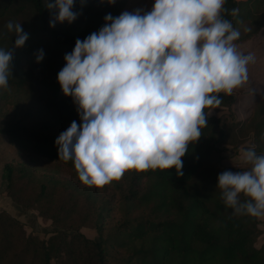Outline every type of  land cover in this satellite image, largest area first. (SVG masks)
Returning <instances> with one entry per match:
<instances>
[{
    "label": "trees",
    "instance_id": "trees-1",
    "mask_svg": "<svg viewBox=\"0 0 264 264\" xmlns=\"http://www.w3.org/2000/svg\"><path fill=\"white\" fill-rule=\"evenodd\" d=\"M128 1L75 0L77 19L57 22L54 28L50 20L56 13L49 11V0L0 1V21L16 12L15 5L32 11V18L22 25L29 35L22 48L14 47L15 32L0 31V50L13 52L8 87H0V136L17 155L3 165L6 193L23 209H36L40 216L54 220L61 218L50 212L52 207L58 204L61 211L70 198L85 192L100 231L123 202L127 213L136 203L152 204L162 218L156 222L126 219L105 237L100 234L90 239L79 231L70 234L59 229L39 239L26 234L22 223L1 210L0 264H110V251L124 248L129 254L123 264H264V243L256 245L262 234L258 218L237 213L209 191L195 190L197 172L222 151L227 136L221 118L210 115V109H205L208 125L182 158V175L175 168L128 171L120 181L88 186L79 179L73 161L60 159L56 140L73 121L82 124L77 105L64 95L58 80L66 66L65 55L74 50L77 39L98 33L107 15H121ZM224 9L222 17L240 33L236 44L264 26V0H225ZM233 9L238 14L233 15ZM40 50L44 58L38 63ZM219 98L221 104L216 108L229 107L234 101L233 94L221 93ZM255 125L264 126V117ZM121 182L127 184V194L118 202L115 197ZM240 199L243 203L247 198ZM19 239L21 247L14 251Z\"/></svg>",
    "mask_w": 264,
    "mask_h": 264
},
{
    "label": "clouds",
    "instance_id": "clouds-1",
    "mask_svg": "<svg viewBox=\"0 0 264 264\" xmlns=\"http://www.w3.org/2000/svg\"><path fill=\"white\" fill-rule=\"evenodd\" d=\"M75 0H54L50 27L78 14ZM225 0H155L151 11L105 17L98 33L77 39L58 73L65 96L77 105L76 121L56 140L59 157L73 161L79 179L103 187L128 171H170L182 175V158L208 125L205 109L219 107L220 94L232 95L248 81L255 62L235 43L240 33L222 17ZM233 9L232 14H238ZM15 48L29 35L22 25ZM44 58L43 50L37 62ZM12 51L0 50V87H8ZM249 170L218 176L227 206L237 213L264 217V154L242 150ZM59 159V160H60ZM247 199L242 203L240 197Z\"/></svg>",
    "mask_w": 264,
    "mask_h": 264
},
{
    "label": "rangeland",
    "instance_id": "rangeland-1",
    "mask_svg": "<svg viewBox=\"0 0 264 264\" xmlns=\"http://www.w3.org/2000/svg\"><path fill=\"white\" fill-rule=\"evenodd\" d=\"M154 3L155 0H129L122 13L126 11L131 13L137 10H140L142 13L148 12L151 11ZM14 9L16 12L11 13L0 21V31L7 29L5 25L9 21L23 25L26 20L32 18L31 9L19 10L16 8V5ZM237 46L238 50L243 54L253 55L255 62L248 65L247 83L243 87L234 90L233 103L229 107L209 110L210 115L221 118L227 130V136L225 143L222 145V151L219 154L213 155L206 162L205 166L197 172V177L194 181L196 189L192 183V187L195 190L209 191L213 196L222 201L224 199L222 190L218 188V176L225 171L236 173L249 170L250 165L245 164L241 158L242 150L255 147L258 155L264 154V126L258 128L255 125L259 118L264 117V26L250 39L237 44ZM12 158H17L15 148L7 143L5 137L0 136V211H6L22 223L26 234L39 239H45L52 232L65 229L70 234L74 231H79L92 239L100 234L104 237L114 234L117 224L126 219L133 222H137L138 220L156 222L162 218V214L156 212L152 204L141 206L139 203H136L137 206L132 207L131 213H127L126 203L123 202L122 204L124 205L119 206L117 204L115 211L111 212L113 214L110 216V221L103 224L100 231L97 228L99 225H96V212L92 205H90L85 192L79 193L74 198H70L65 203L66 207L61 211L57 209L58 204L50 209V212L58 214L61 219L52 220L40 216L36 209H23L6 193V179L3 165ZM119 185L118 195L115 197L118 202L124 199L127 194V184L121 182ZM141 186L142 189L145 188V185ZM110 192L111 189L109 188L107 194ZM65 193H67L66 190ZM60 194L62 195L60 197L62 199V189ZM124 213H127L129 216H124ZM258 220V226L262 234L257 238V246L264 243V217H260ZM20 247L21 242L19 239L14 245V251L19 250ZM90 251L93 253L91 247ZM128 254L127 248H124V250H112L108 255V262L110 264H123ZM9 256H11V253H9Z\"/></svg>",
    "mask_w": 264,
    "mask_h": 264
}]
</instances>
